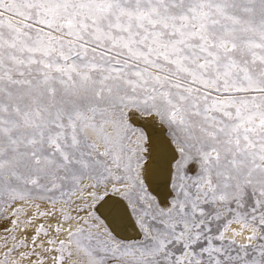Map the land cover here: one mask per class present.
Instances as JSON below:
<instances>
[{"label":"snow or ice","instance_id":"6c2138e0","mask_svg":"<svg viewBox=\"0 0 264 264\" xmlns=\"http://www.w3.org/2000/svg\"><path fill=\"white\" fill-rule=\"evenodd\" d=\"M0 264H264V0H0Z\"/></svg>","mask_w":264,"mask_h":264}]
</instances>
